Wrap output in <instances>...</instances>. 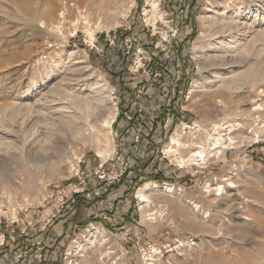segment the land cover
<instances>
[{
  "label": "rangeland",
  "instance_id": "obj_1",
  "mask_svg": "<svg viewBox=\"0 0 264 264\" xmlns=\"http://www.w3.org/2000/svg\"><path fill=\"white\" fill-rule=\"evenodd\" d=\"M148 1L0 0V130L10 124L18 129L16 104L37 105L56 89L60 103L75 93L109 96L116 113L111 146L91 129L75 137L62 123L52 138L42 135L43 149H24L26 160L1 156L0 242L4 234L7 247L0 251L9 254L10 264H39L28 257L15 262L21 252L30 256L37 248L47 253L43 264L69 262L68 247L92 224L104 234L94 245L84 239L90 264H264V110H254L257 104L264 108V0H158L166 19L156 21L144 12ZM115 17L121 19L119 27L113 25ZM166 20L180 28V53L170 52L169 58L152 55L162 38L153 31L164 30ZM90 26L103 52L91 48ZM115 35L110 45L107 39ZM129 36L146 43L152 57L139 70L135 55L126 53ZM241 46L248 52L242 54ZM251 65L262 66L254 83L242 82L231 91L208 88L218 74L231 77ZM197 77L206 82L191 93ZM98 104L95 116L106 106ZM219 121L232 125L234 148L214 145L218 130L213 123ZM184 123L198 126L206 157L180 166L165 146ZM252 129L260 135L255 145ZM186 134L192 135L188 129ZM190 148L182 155L188 156ZM147 162L146 175L141 171ZM104 176L114 182L107 185ZM147 182L160 184L147 192L150 206L138 195ZM217 183L225 186L222 196L209 191ZM74 186L85 188L91 200L98 198L82 211L88 224L72 223L78 210L67 207L64 216L47 225L64 189ZM158 209L162 217L153 214ZM159 248L162 254L155 255Z\"/></svg>",
  "mask_w": 264,
  "mask_h": 264
},
{
  "label": "bare ground",
  "instance_id": "obj_2",
  "mask_svg": "<svg viewBox=\"0 0 264 264\" xmlns=\"http://www.w3.org/2000/svg\"><path fill=\"white\" fill-rule=\"evenodd\" d=\"M157 1L158 0H149L148 4L145 5L144 7V12L146 13L147 19L150 21H156L158 17H160V19H163V20L166 19L162 11L158 9ZM109 10L108 8L106 9V11H109ZM112 16H116V15H111V17ZM87 17L85 16L84 18L88 25L90 21H89V18ZM113 22H114L113 23L114 26L119 27L121 25V19L118 17H115ZM203 23L207 24L206 19H203ZM53 26H54V23H53ZM57 27L60 28V31H61V28H63L60 25H58ZM87 30H88L87 32H89L90 38H92L93 40L95 37H94V30L92 29V26H90ZM201 35L202 34H200V36ZM238 50L243 54L245 52H248L249 48L247 46L246 47L241 46ZM193 54L196 58L199 57V46L196 43L194 45ZM262 62H263L262 60H259V62L257 63L260 64ZM261 69H262V66L251 65L246 70H241L233 74L231 77H228L224 75L223 73L222 75L218 74L220 76H218V78H216L214 83L209 85L208 88H215V87L220 86L228 91H231L234 88L238 89L239 87L238 85H242L243 84L242 82L254 83L256 79H258L256 77V74L257 72L259 73ZM205 79L206 78L204 77L195 78V80L193 81L194 83L191 88V93L194 91V89L199 88L200 85L205 84L206 82ZM101 82L99 81V84L101 83L102 86L107 87V84L104 80H101ZM60 91H61L60 89L58 90L56 89V93L54 92L52 95H46V96L43 95L42 98L38 99L37 105H35V103L33 102H30L29 100H26V101L20 102L18 106L17 104L14 106L15 110L14 108L13 110L16 111L19 116H21V120H20L21 122H19L18 124V129H14V126H11L12 124H10L9 126L7 125V127L9 128L5 130H0V158L2 155L4 156L9 155L10 158H14L16 154L20 157L19 159L26 160V155L23 154L24 149H26L28 146H33V147L38 146L39 148L43 149L42 138H41L42 135H48L49 137L52 134H55V132H57L56 130H59L58 127L60 125L58 124H62V123L66 125L68 130H70V133L75 137L82 135L84 131L91 129L93 132H96V135L98 134L104 140V143L107 146H111L110 131L113 127V123L115 122L116 113H115V108L113 107V104L111 105L108 101L109 96H106V95L104 96L103 94H101V95H96L93 98L92 97L90 98L88 96H80L79 94L75 93V94L68 95L67 97V99L69 100L68 102L60 103V100H62L61 98H58V94ZM43 99H46V101L41 102V100ZM220 102H222V100ZM98 103H103V104L105 103L106 106L103 105V108L104 107L105 108L103 110L102 115L101 116L96 115L97 116L96 117L95 116L96 110L99 109L97 107H99V105H102ZM56 105L60 107L57 108ZM257 105L258 106L254 110H264L263 105L261 104H257ZM34 113L35 115H33ZM213 124H215V127L218 130V132H216V136H213L214 145H217L216 146L217 148L220 147L219 145H226V147L228 148H234V144L236 143V141H235V137L232 135L234 131L232 125L230 123L228 124L225 121L224 122L219 121ZM197 127L196 126L191 127L190 124L184 123V127L182 128L183 131L176 132L175 134H173L171 140L165 146L166 153L172 156L180 166L181 165L186 166L188 164L194 163L199 157L203 156L204 159L206 157L204 143L201 141L200 138H198V134H196L197 131L199 130ZM43 128L45 129V131L43 130ZM187 129H188V132L190 131V134H192L191 136H185V134L187 133ZM192 129H194L195 131L192 132ZM13 135H15L16 137H14ZM185 137H187L186 140L184 139ZM186 141H189V143H187ZM189 147H191L189 150L190 154L188 156H183L182 151ZM195 147L196 149H194ZM17 153H21V155ZM100 153L103 155V157H105V151L100 150ZM230 186L234 187L235 184L233 182H230ZM211 187H212V184H211ZM153 188L154 189L160 188V184H157L156 182H147L140 187L138 195L139 197L143 198V203H145L144 206H150L152 204L150 195L149 193L147 194V192L148 190L153 189ZM164 188H168L169 191H173L175 189V187H172L171 185H166L164 186ZM212 190L215 193L219 191L218 195H221V196L224 192L226 193L224 186L219 185L218 183L216 187H214L213 189L209 188V191H212ZM159 209L153 212L155 216L157 214L160 216L162 215V211L159 212ZM155 216L154 218H156ZM102 231L103 230H100L97 225L92 224L89 228H87L81 234L82 239L77 238L74 241L73 247L75 248L76 252L71 251V256L69 257L72 259L70 260L72 264H80V261H82L83 264H90L88 261L89 257L87 259V256L85 253L86 248H84V245H85L84 239H86L87 241L89 240L92 243V245H94L93 243L96 242L95 238H97L98 235L103 236L104 231L103 232ZM106 254H108L109 256L110 253L108 252ZM75 256L77 257L75 258ZM114 263L118 264L117 261ZM149 264H154V263L150 262Z\"/></svg>",
  "mask_w": 264,
  "mask_h": 264
},
{
  "label": "built area",
  "instance_id": "obj_3",
  "mask_svg": "<svg viewBox=\"0 0 264 264\" xmlns=\"http://www.w3.org/2000/svg\"><path fill=\"white\" fill-rule=\"evenodd\" d=\"M163 26L165 27L164 30H162L161 32L157 31H153L154 35H157L158 33L162 34V38L160 40H158L155 45L154 48L155 50H157V53L153 52L152 55H158L159 53H162L163 55L167 56V58H169V54L170 52L172 53H180V45L178 43L179 40V36H180V28L177 25V23L174 21H170L167 20L166 23H163ZM153 30L158 28V22L154 23V27L152 26ZM97 36V35H95ZM116 35L112 38L109 37L107 40L109 41L110 45L115 44V39H116ZM174 41L177 42V47H175ZM124 44L125 47L127 48V52L128 54L133 53L135 55V60H134V65L137 66V69L139 70L140 68H143L145 66L146 63L149 64L150 60H151V54L148 53L146 51V43H144L143 41L137 40L136 38H133L132 36H129L127 38H125L124 40ZM92 49L98 51V52H103V47L101 46V44L99 43V38L95 37L94 40L92 41ZM174 49H176L174 51ZM160 50V52H158ZM178 64V63H177ZM178 66H180V64H178ZM169 116V115H168ZM168 119H170V117H168ZM264 126V125H263ZM260 127V126H259ZM264 128V127H262ZM261 127L259 129H262ZM255 129H252L251 131H249V134H251L252 136L255 135V141L253 142L252 145L258 144L260 135L257 134L255 132ZM202 158H199L197 162L201 161ZM197 165V163L195 164ZM79 169H77L78 171V176L80 177V166L78 167ZM102 181L107 182V185L112 184L114 181L113 180H109V179H105L104 177H101ZM224 182L227 183V185L229 186V182L228 180L226 181V179H224ZM81 184L83 182H80ZM224 186V185H222ZM225 187V186H224ZM107 190V188H106ZM75 194H80L83 195L86 199H91L90 195L87 193V190L85 188H81L79 189L78 186H74L73 188H70L68 190L64 189V192L62 193V195L60 196V200L58 201V205H57V209L55 210L56 212L51 213V215H49L46 218V224L49 226H52L55 222V219H57L58 217L64 216L65 215V208L70 207L71 209H73V203L75 201L74 195ZM95 195H100L99 191H95L94 192ZM2 241L0 242V250H4L6 251V239L7 237L3 234L2 235ZM12 239L13 236H11ZM5 247V248H4ZM72 247V246H71ZM167 247L164 246V249H166ZM43 248H37L36 253L31 254L30 256L27 255V253H20L17 255L16 257V263L21 262L22 259H24V261H26V258L29 259V263L33 262L34 260H39V264H43V261H45L46 257H47V253H44ZM158 250V251H156ZM71 251L76 252L75 248H71L69 251V247L66 251V259L70 256ZM153 253L156 254H162V248L159 249H154ZM2 254V255H1ZM35 257V258H34ZM6 259V260H4ZM11 258L9 257V254L7 253H1L0 251V264H10L9 260ZM23 261V262H24ZM13 264V263H12ZM64 264H72L70 261L69 262H65ZM83 264V263H80Z\"/></svg>",
  "mask_w": 264,
  "mask_h": 264
},
{
  "label": "trees",
  "instance_id": "obj_4",
  "mask_svg": "<svg viewBox=\"0 0 264 264\" xmlns=\"http://www.w3.org/2000/svg\"><path fill=\"white\" fill-rule=\"evenodd\" d=\"M192 18V17H191ZM162 110V109H161ZM160 110V111H161ZM167 109H164V112H161V116L160 117H158L159 118V120H160V123L161 124H164V121H165V116H166V111ZM138 163V162H137ZM149 162H147V163H145V165H143V167H142V173H145V171L147 170L148 171V168H149ZM146 175L148 174V173H145ZM123 175H124V173H123ZM122 175V176H123ZM74 198H75V201H74V203H73V207H75V208H77V214L75 215V216H73L72 217V219L70 220L72 223H77V224H79V225H81V226H86L88 223H86L85 221H83L82 220V211L84 210V209H88V208H90L92 205H95L96 204V201H97V199L98 198H95V199H93V200H91V199H86L83 195H80V194H75L74 195Z\"/></svg>",
  "mask_w": 264,
  "mask_h": 264
}]
</instances>
